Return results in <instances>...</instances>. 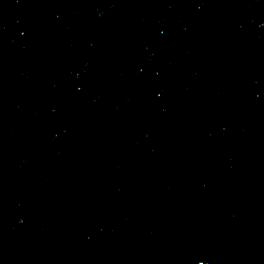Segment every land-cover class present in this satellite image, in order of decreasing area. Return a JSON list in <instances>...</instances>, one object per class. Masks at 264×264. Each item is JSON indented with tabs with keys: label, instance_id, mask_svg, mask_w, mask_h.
I'll use <instances>...</instances> for the list:
<instances>
[{
	"label": "water",
	"instance_id": "obj_1",
	"mask_svg": "<svg viewBox=\"0 0 264 264\" xmlns=\"http://www.w3.org/2000/svg\"><path fill=\"white\" fill-rule=\"evenodd\" d=\"M0 264H264V0H0Z\"/></svg>",
	"mask_w": 264,
	"mask_h": 264
}]
</instances>
